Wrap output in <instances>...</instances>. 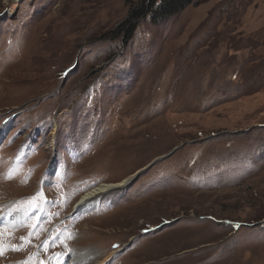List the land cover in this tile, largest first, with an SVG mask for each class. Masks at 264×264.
I'll return each mask as SVG.
<instances>
[{"label":"rangeland","instance_id":"374dc122","mask_svg":"<svg viewBox=\"0 0 264 264\" xmlns=\"http://www.w3.org/2000/svg\"><path fill=\"white\" fill-rule=\"evenodd\" d=\"M134 1L0 0V264H264V0Z\"/></svg>","mask_w":264,"mask_h":264},{"label":"trees","instance_id":"16d2710c","mask_svg":"<svg viewBox=\"0 0 264 264\" xmlns=\"http://www.w3.org/2000/svg\"><path fill=\"white\" fill-rule=\"evenodd\" d=\"M193 0H137L129 8L127 19L120 22L109 33L119 34L122 32L128 36L135 23L142 20L146 14H152L155 18H163L182 10ZM158 2V3H157ZM158 4V5H157ZM125 36V37H127Z\"/></svg>","mask_w":264,"mask_h":264},{"label":"bare ground","instance_id":"6f19581e","mask_svg":"<svg viewBox=\"0 0 264 264\" xmlns=\"http://www.w3.org/2000/svg\"><path fill=\"white\" fill-rule=\"evenodd\" d=\"M6 128H4L2 131H0V136L3 134V132L5 131ZM130 179H123L119 182H113V183H103V184H99L89 190H87V192H85L84 194H82L79 198V200L76 202L77 205L74 207L78 210H82L85 207H87V204L90 203V201L95 198L96 196L100 195V194H104L107 193L111 190L114 189H118V188H122L125 187ZM75 209V210H76ZM13 217V218H11ZM15 218V215L12 216L10 214L6 215L5 213H2L0 215V220L1 223L3 224H11V221H13V219ZM70 257L76 258V259H80V263L78 262V264H102V262L100 260H98L99 258V253L97 250H92L90 249L89 252L84 249H80L78 251L75 250L74 253H72V256L70 255ZM78 261V260H77ZM71 262V261H70ZM67 263V264H70ZM71 264H75V260H73V262ZM105 264V260L104 263Z\"/></svg>","mask_w":264,"mask_h":264},{"label":"snow or ice","instance_id":"6c2138e0","mask_svg":"<svg viewBox=\"0 0 264 264\" xmlns=\"http://www.w3.org/2000/svg\"><path fill=\"white\" fill-rule=\"evenodd\" d=\"M21 239H22V240H25V239H28V238L21 237ZM44 243L47 244L48 241H45ZM13 250H18V249L14 248ZM2 254H3V248H2V246H0V255H2Z\"/></svg>","mask_w":264,"mask_h":264}]
</instances>
